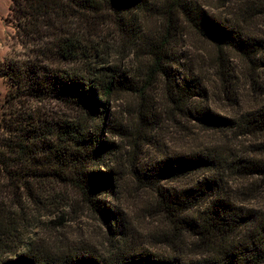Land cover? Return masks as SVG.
Wrapping results in <instances>:
<instances>
[{
  "label": "trees",
  "instance_id": "obj_1",
  "mask_svg": "<svg viewBox=\"0 0 264 264\" xmlns=\"http://www.w3.org/2000/svg\"><path fill=\"white\" fill-rule=\"evenodd\" d=\"M96 1L11 0L9 4L7 14L15 16V31L30 40L31 52L26 59L14 58L0 66L11 88L0 109V256L16 254L6 261L0 258V264H181L176 257L131 249L126 244L106 256L84 247L38 253L26 241V231L32 225L24 211L31 206L45 213L54 204L58 209L66 204L78 205L79 201L110 232L122 237L125 230L115 206L106 200L113 195L116 172L104 162L115 151V144L103 133L114 129L107 121L110 98L139 88L118 66L85 63L88 55L75 45L58 16L63 5L93 8ZM174 1L177 13L169 22L175 21L176 25H168L166 35L149 43L144 85L157 78L175 107L205 127L238 126L234 119L190 106L193 98L200 95L201 80L190 73H177L181 64L166 50L168 37L186 24L218 48H230L251 61L261 52V42L208 15L196 4ZM106 2L117 10H127L143 7L146 0ZM29 98L43 102L55 99L75 111V116L70 120L54 116L39 106L28 105ZM243 123L252 132L264 131V107L246 113ZM214 166V161L203 154L168 155L143 169L131 165V174L143 186L157 190L159 210L175 229L189 231L214 246L218 257L200 264H263L264 217L253 212L244 214L220 199L210 181L181 190L158 187L161 179H177ZM242 169L264 172L256 165ZM212 196L216 199L206 211L189 214L195 204ZM242 229H246L244 241L234 243L232 237ZM22 245L25 251L17 254Z\"/></svg>",
  "mask_w": 264,
  "mask_h": 264
},
{
  "label": "rangeland",
  "instance_id": "obj_2",
  "mask_svg": "<svg viewBox=\"0 0 264 264\" xmlns=\"http://www.w3.org/2000/svg\"><path fill=\"white\" fill-rule=\"evenodd\" d=\"M173 1L146 0L143 7L117 10L106 0H97L93 8L63 5L58 9L75 45L88 55L85 63L118 66L139 88L110 98L107 121L114 129L103 133L115 144V151L104 162L116 172L113 195L106 200L115 206L125 230L122 237L110 232L79 201L78 205L58 209L54 204L45 213L31 206L24 213L32 225L26 231L32 251L84 247L111 256L126 244L131 249L176 257L181 264H200L218 257L214 246L189 231L175 229L159 210L157 190L143 186L131 174V165L143 169L168 155L203 154L215 166L177 179H161L160 189L197 188L210 181L218 190L217 197L244 214L264 217V172L242 169L255 165L264 168V131L252 132L243 123L246 113L264 107V0H181L259 40L261 52L252 61L230 48H218L186 24L178 26L176 32L169 28L175 34L168 37L166 50L179 59L177 73H190L201 80L200 95L190 106L239 123L231 127H205L184 115L157 78L144 85L149 43L166 35L168 25H176L169 22L177 13ZM10 2L0 0V66L14 58L26 59L31 52L30 40L15 31V16L7 14ZM9 89V81L0 73V109ZM33 104L54 116H75V111L55 99L43 102L29 98L28 105ZM215 199L212 196L195 204L189 214L203 213ZM245 230L234 234V243L244 241ZM24 251L22 245L17 254ZM15 257L12 253L0 256L4 261Z\"/></svg>",
  "mask_w": 264,
  "mask_h": 264
}]
</instances>
